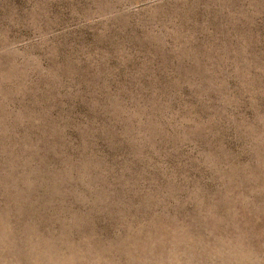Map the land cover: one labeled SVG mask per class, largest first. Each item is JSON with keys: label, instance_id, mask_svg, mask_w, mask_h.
<instances>
[{"label": "rangeland", "instance_id": "rangeland-1", "mask_svg": "<svg viewBox=\"0 0 264 264\" xmlns=\"http://www.w3.org/2000/svg\"><path fill=\"white\" fill-rule=\"evenodd\" d=\"M0 264H264V0H0Z\"/></svg>", "mask_w": 264, "mask_h": 264}]
</instances>
